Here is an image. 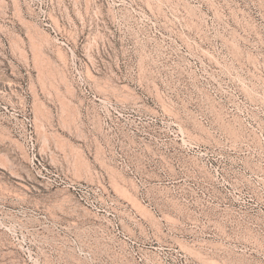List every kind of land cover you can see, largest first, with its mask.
<instances>
[{"label":"rangeland","instance_id":"374dc122","mask_svg":"<svg viewBox=\"0 0 264 264\" xmlns=\"http://www.w3.org/2000/svg\"><path fill=\"white\" fill-rule=\"evenodd\" d=\"M0 264H264V0H0Z\"/></svg>","mask_w":264,"mask_h":264},{"label":"bare ground","instance_id":"6f19581e","mask_svg":"<svg viewBox=\"0 0 264 264\" xmlns=\"http://www.w3.org/2000/svg\"><path fill=\"white\" fill-rule=\"evenodd\" d=\"M49 184V183H48ZM45 186V185H44ZM59 186V185H58ZM45 189H46V191H48V192H50V193H65V191L64 190H61V189H53V187L52 186H45ZM53 195V194H52ZM55 195V194H54ZM70 196L69 195H67V194H65L62 198H61V201H66V199H68Z\"/></svg>","mask_w":264,"mask_h":264}]
</instances>
